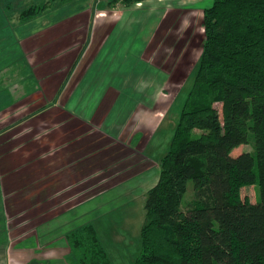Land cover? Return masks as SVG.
I'll list each match as a JSON object with an SVG mask.
<instances>
[{
  "label": "rangeland",
  "instance_id": "rangeland-1",
  "mask_svg": "<svg viewBox=\"0 0 264 264\" xmlns=\"http://www.w3.org/2000/svg\"><path fill=\"white\" fill-rule=\"evenodd\" d=\"M113 1L95 0L94 7L114 10V13L106 21V25L110 26L114 41H125L126 39L124 38L127 36L128 40L132 39V42L137 43L136 47H134V44L130 45L129 43L126 49H122L120 52L118 49V56H114L112 62L113 74L117 72V69L125 72L124 75L123 73L122 75H117L122 78V91L127 93L124 94V98H127V100L123 99L119 104L123 108L121 115H128V109H125L128 107V100L132 101V104L135 100L139 102L133 107L131 120L127 126V132L129 133L141 131L140 127H143L141 138L135 139L133 142H127L128 149L135 154L132 156L131 152H129L125 157V152H123L124 161H127L126 165L121 167L119 171L123 173L122 175L113 174V176L102 182H100V178H96L95 184H93V180H90L81 185L80 193H76L77 198L71 201L77 203L92 195L96 196L92 197L93 199L89 203L84 204L83 207L73 213L67 212L59 218L55 216L49 218V221L42 226L39 225L40 227L34 226L35 222H37L34 220L37 219L30 217V215H23V210L21 212L17 211V215L20 214V217L15 219V224L20 226V231L18 230V232L28 235L33 234L35 237V243L28 239L23 245H28L29 248L34 243L35 248L36 245L38 248L34 251L37 254H39L40 247L43 246L45 241H49V244L54 242L56 243L54 244L55 246H60L62 241H57V239H67L70 256H66L67 252L66 250L63 251V248L57 249V252H64L63 255L66 257L63 256L61 262H66L67 264H78L79 252L75 247H72L73 243L65 235L75 231L87 222L94 223L101 244L112 264H134L139 257L141 253V229L145 224V196L147 190L153 187H150L153 179L156 176L159 178L161 160L170 149L182 108L192 89L204 41L201 27V11L210 4L209 0H144L142 3L125 6L120 0L111 3ZM48 2L50 4L48 10L43 15L40 14L42 16L36 17L35 25L29 26L32 28H26L25 32L22 33L17 26L18 21L15 16L31 6L41 7ZM88 6L91 7L90 0H0V62L5 61V66L8 63H16L11 71L16 72L17 79L19 78V60H23V56L20 58V38L24 36L36 49L42 45L45 46V43H47L46 47H44L49 58L48 65H44V72L47 74V78L50 80L62 73L61 79L66 80L70 77L67 74L71 65H67L66 61H64L63 65L59 64L57 59L59 56H56L61 48L60 43H58L59 40L57 41L58 44L55 45V34L50 32V30L47 32L40 31L38 29V20L42 18V20L49 21L50 25L57 24L61 27L58 31V38L61 37L63 31H65L63 37L69 36L68 34L71 33L69 29L79 22V29L81 30L78 33L77 42L80 43V48L78 45V47L74 46V53L71 55L70 60L72 62L80 49L82 53H85L89 48L90 35L88 36L87 32L89 27H92L94 18H89L87 14L85 16L81 15L82 10H86ZM167 10L175 13L174 17L169 15L164 21L162 19L161 30L155 33L154 30H156ZM108 32L107 27L101 37L107 35ZM151 37L153 41L150 42V48L139 50L138 44H144L145 46ZM95 45L90 48L89 54L93 52ZM36 49L32 51H36ZM57 50L59 52L56 54ZM66 55L68 56L65 53ZM24 57H28V54ZM30 64L25 63L28 70H30ZM153 66L161 70L162 73L160 71L155 72ZM34 70L32 69V72ZM149 70L152 72H149ZM79 82L77 90L79 95L75 97V100L79 99V103L83 104L84 101L91 98L86 97L84 94L92 87L93 81L90 83L85 75ZM47 84L52 88L53 86L57 88L58 86L60 87V80L47 81ZM117 84L119 83L117 82ZM55 88L50 91V93L53 92V95L55 94L54 96L39 97L38 103L35 97H32L31 100L20 101L21 104H32L31 107L33 108L35 106L39 108L43 105L44 109H48L44 111L45 113L38 114L36 112L29 114L30 112L27 110L18 111L19 108L17 109V107H21V105H17L15 112L5 111L3 112L4 117L0 118L3 119L0 120L1 131L5 130L14 121L13 117L16 118V123L9 126L6 130L7 144L5 150H11L10 154L12 153V155L10 156L14 164V167H11L17 168V175L25 173L24 177L20 179V184L39 185L41 178V165L39 164L41 156L40 138L41 135L45 134V126L48 127L49 136H55V106L61 103L62 98L60 95L61 90L59 91L58 88ZM15 99L6 87L5 91L0 93V110L2 107L7 110L8 105L17 104L16 102L19 99ZM113 102V99H108L102 103L97 115H101V117L108 115V117L112 116L111 119H113L115 113H110L112 105H116ZM98 103L99 101L97 100L93 107L97 106ZM215 110L218 115L221 113L220 107L216 106ZM133 123L134 129H132ZM200 134L199 131H195L194 137H198ZM97 139L100 142L102 141L100 138ZM132 139L133 136L130 139L128 138L129 141ZM50 142L52 144L49 145V155L44 157L48 160L46 162L48 167L49 164L54 163L53 159L55 158L54 152L51 151L54 150L55 142L53 140ZM84 149H81V152L85 151ZM251 151L252 146L243 145L235 149L231 155L236 157ZM122 155L120 154V156ZM42 158L41 160L43 161ZM114 162L116 163V161ZM118 164H120L119 161L117 166ZM122 164H124L123 161ZM83 167L90 169L91 166L89 167V162L80 160V170ZM52 168L54 169V165ZM5 178L6 180L10 179L9 183H15L14 177ZM120 180H122V186H108ZM191 189L192 183H189V191ZM240 193L243 196H246L244 195L245 193L248 194L251 202H256L253 187L240 190ZM190 199L191 194L189 192L185 200L189 201ZM88 210L91 213L89 220H87V217H83L84 214H88ZM71 229L73 230L70 231ZM44 231L47 232L48 240L45 239L43 242L41 238L44 235L43 233H45ZM13 244L17 245L18 240L14 241ZM17 249L22 251L25 247ZM32 264H39V261L33 260Z\"/></svg>",
  "mask_w": 264,
  "mask_h": 264
},
{
  "label": "trees",
  "instance_id": "trees-1",
  "mask_svg": "<svg viewBox=\"0 0 264 264\" xmlns=\"http://www.w3.org/2000/svg\"><path fill=\"white\" fill-rule=\"evenodd\" d=\"M143 1L120 0L125 6ZM209 2L193 86L158 182L145 196L134 264H264V0ZM49 7L31 6L20 20ZM243 145L252 151L233 157ZM248 187L256 202L240 193ZM68 239L78 264H112L93 225Z\"/></svg>",
  "mask_w": 264,
  "mask_h": 264
},
{
  "label": "crops",
  "instance_id": "crops-1",
  "mask_svg": "<svg viewBox=\"0 0 264 264\" xmlns=\"http://www.w3.org/2000/svg\"><path fill=\"white\" fill-rule=\"evenodd\" d=\"M90 1L91 7L88 6L86 10H82L81 12V15L83 14L85 16L87 14L89 18H94L91 25L92 27H89V31L87 32L88 36L90 35L89 48L85 53H82L81 49L79 51L80 43L77 42L78 33L81 30L79 29V22L69 29L71 30V33L68 34L69 36L63 37L65 32L63 31L61 37L58 38V31L61 27L57 24H54L55 26L50 25L49 21L42 20V18H39L38 20V29L46 32L50 30V32L55 34V45L60 43V52L57 50L56 54L59 53L56 56H59L57 58L59 64L63 65L64 61H66L67 65H71L67 74L70 76L69 78L66 80L61 79V73L59 76L49 80L47 74L44 72V65L46 64L47 66L49 63V58L44 49L47 43H45V46L42 45L36 49L24 36L20 38V58L23 56V60H19V78L17 79L16 72L11 71L16 63H8L7 66H5V61L0 62V91L4 92L7 87L11 96H13L14 99L16 98L15 100L19 99L16 102L17 104L8 105L7 110H5V107H2L0 110V113H2L0 118L4 117L3 112L5 111L15 112V107L17 105H21L22 107V109L21 107H17V109L19 108L18 111L27 110L30 112L29 114L36 112H38V114L45 113L44 111H46L47 108L44 109L43 105L39 108H36L37 106L33 108L31 107L32 104H21L20 101L26 99L31 100L32 97H35L37 101L39 97L52 96L53 92L50 93V91L56 86H53L52 88L47 84V81L60 80V87L58 86L57 88L59 91L61 90L60 95L62 97L61 103L55 106V136H49L48 127L45 126V134H43V136L41 135L40 144L35 142L36 144H39L41 152L39 162L41 165V178L39 185L19 183L25 173L17 175V168H13L14 164L10 156L12 155V153L10 154L11 150H5L7 144L6 130L9 126L16 123V118L13 117L14 121H12L5 130H0V264H32L33 260L36 262L39 261V264H62L63 262H61V260L63 256H65L63 255V251L66 250V256H70L67 239H57V241H62L60 246H55L54 244L56 243L54 242L49 244V241H45V239H48L47 232L44 231L45 233H43L44 235L41 239L43 242L45 241V243L43 246H41L42 244L39 245L41 246L39 254L35 253L34 251L38 248L37 245L35 248V237L33 234L28 235L26 233L18 232V230L20 231V226L19 224H15V219L20 217V214L17 215L18 212L23 210V215L26 214L27 216L30 215V217H35L37 220L34 221L37 222H35L34 226H42L49 221V218H53L54 216L59 218L67 212L73 213L80 209L84 204L89 203L91 199H93L92 197L96 196L92 195L91 197L84 198L77 203H74L71 200L77 198V194L80 193V186L90 180H93L92 182L95 184V180H97L96 178H100V182H102L113 176V174L122 175L123 173H120L119 171L121 170V167L126 165L127 161H124L125 158L122 155L123 152H125V157L129 152H131L130 154L132 156L135 154L132 150L128 149L127 142H133L135 139L141 138L143 127H140L141 131H134L133 133L127 132V126L131 120L130 118L132 116L133 107L139 102L135 100L132 104V101L128 100V107L125 108L126 110L128 109V115H121L123 108H121L122 105L119 104L123 99L127 100V98H124V94L127 93L122 91V78L117 75H122V73L124 75L125 72H122L121 69H117L115 74L112 72L113 57L118 56L117 50L119 49L120 52L122 49H126L129 43L130 45L134 44V47H136L137 43L132 42V39L128 40L127 36L124 38L126 39L125 41H114V37L109 28L110 26L106 25L107 19H109L112 13H114V10L96 8L94 7L95 0ZM169 15H173L174 17L175 13L171 12V10H167L161 18L156 30H154L155 33L161 30L162 19L164 21ZM15 17L18 21L17 26L22 33L25 32L26 28H32L29 26L35 25L36 18L23 23L20 20L19 13ZM107 27L109 31L108 34L101 37V35L104 34L103 31H105V28ZM96 36L97 38L95 39ZM58 40L59 42L57 43ZM152 41L151 37L148 41L149 43L147 42L145 46L144 44H138V49L150 48V42ZM77 45L79 46V52L76 54L75 59L70 62L71 55L74 53V46ZM93 45H95L93 52L89 54L90 48H93ZM35 49L36 51H32ZM65 53L68 54V56H65ZM26 54H28V57H24ZM34 55L36 56L34 57ZM136 62L138 63L137 59ZM25 63H31L29 67L30 70L27 69ZM153 68L155 72H161L158 68L154 66ZM32 69H35L33 71L34 73L32 72ZM149 72L152 71L149 70ZM85 75L90 83L93 81L91 84L92 87L84 94L86 97L91 98H88L83 104H81L79 103V99L75 100V97L79 95L77 92L80 84L79 81L82 80ZM117 82L119 84H117ZM108 99H113V104L116 103V105H112V111H110V113H115L113 119H111L112 116L108 117L107 115L106 117H101V115H97L101 104ZM97 100L99 101L98 105L93 107ZM38 102L39 101H37V103ZM132 127V129H134V123L132 124ZM131 136H133V139L129 141L128 138L130 139ZM97 138H100L102 141L100 142ZM52 140L55 142V147L54 150L51 151L54 152L55 158L53 159L54 163L49 164L48 167V164L46 163L48 160L44 157L49 155V145L52 144V142H50ZM81 144L84 145L81 146ZM83 148H85V151L81 152V149ZM120 154L122 156H120ZM41 157H43V161L41 160ZM80 160L83 162H89V167L91 166L90 169L83 167V169L80 170ZM114 161H116V163ZM118 161L120 164L117 166ZM122 161L124 164H122ZM53 165L54 169L52 168ZM5 177H14L15 183H9L10 179L6 180ZM121 181L122 180L115 184L111 183L108 186H122ZM157 182L158 178L156 176L150 187H154ZM149 190H147V192ZM87 213L88 214H84L83 217H87V220H89L91 213H89V210ZM86 224L94 226V223H84V225ZM72 230L73 229L70 231ZM69 234L65 235V237ZM28 239L34 242L29 248L28 245H23ZM16 240H18L17 245L13 244ZM66 245L67 247H65ZM23 247H25V249L22 251L17 249ZM58 248H63V251L61 253L57 252ZM63 264L67 263L65 262Z\"/></svg>",
  "mask_w": 264,
  "mask_h": 264
}]
</instances>
